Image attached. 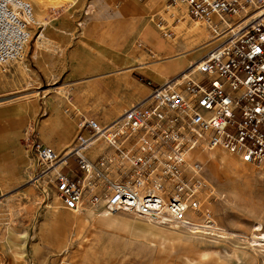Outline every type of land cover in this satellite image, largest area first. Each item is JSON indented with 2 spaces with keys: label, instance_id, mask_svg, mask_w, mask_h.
Returning a JSON list of instances; mask_svg holds the SVG:
<instances>
[{
  "label": "built area",
  "instance_id": "2783aa9c",
  "mask_svg": "<svg viewBox=\"0 0 264 264\" xmlns=\"http://www.w3.org/2000/svg\"><path fill=\"white\" fill-rule=\"evenodd\" d=\"M165 3L215 35L227 32L225 42L109 123L84 117L64 150L35 145L42 172L63 163L49 174L72 210L102 200L111 211L192 228L199 219L214 222L204 207L203 161L193 151L223 148L264 165V0ZM226 19L231 25L221 28ZM36 24L32 0H0L2 70L27 56ZM72 158L77 166L65 172Z\"/></svg>",
  "mask_w": 264,
  "mask_h": 264
},
{
  "label": "rangeland",
  "instance_id": "374dc122",
  "mask_svg": "<svg viewBox=\"0 0 264 264\" xmlns=\"http://www.w3.org/2000/svg\"><path fill=\"white\" fill-rule=\"evenodd\" d=\"M160 1L164 3L165 13L160 14L161 32L155 34L162 41L169 42L170 37L177 36L176 32L186 27L183 23L175 27L182 18L188 25L208 27L206 22L194 21L177 9H170L171 13L166 11L164 0ZM76 2L43 0V5H39L33 1L37 20L35 34L23 60L12 63L6 71L0 67L1 102L38 97L42 90L43 94L57 91L64 98L71 96V88L63 78L43 80L32 55L40 60L41 50L47 52L48 48L52 50L51 56L55 54L49 34L66 19L68 7ZM167 31L169 35L164 36L163 32ZM206 31L215 36L211 30ZM145 45L157 52L159 43L147 39ZM162 49L168 54L174 52L167 46H161ZM185 51L186 48L179 53ZM164 61H169L170 70L183 68V72L190 63L186 56ZM96 118L103 123L113 120L106 116ZM44 124L40 128L42 132H45ZM36 127L37 121L24 139L23 133L0 137L13 142L23 139L22 146L27 151L19 145L16 155L7 152L0 155V264H264V239H260L262 235L256 230V225L261 223L264 232V165L248 164L240 156L220 148L217 149L220 153L235 157L237 170L223 165L217 173L211 164L200 158L208 179L204 207L212 212L214 221L199 219V223H206L205 229L199 227L194 231L175 225L152 224L147 219L105 207L116 217L112 224L106 225L100 223L95 214V206L100 202H87L83 208L72 210L57 195L50 172L54 168L42 172L35 157V145L43 142ZM49 142L61 151L58 144L68 147L72 140L67 135L62 141L50 138ZM76 166V159L72 158L65 172ZM242 167L248 169L247 174L240 171ZM9 168L14 172L6 174ZM207 224L214 226L208 229Z\"/></svg>",
  "mask_w": 264,
  "mask_h": 264
},
{
  "label": "crops",
  "instance_id": "0c3cea01",
  "mask_svg": "<svg viewBox=\"0 0 264 264\" xmlns=\"http://www.w3.org/2000/svg\"><path fill=\"white\" fill-rule=\"evenodd\" d=\"M76 1L68 7L66 19L49 34L55 54L51 56L48 48L47 52L41 50L40 60L32 55L43 80L63 78L71 88V96L64 98L57 91L43 94L42 90L38 97L0 100V137L23 133L24 139L37 121L38 137L43 143L50 145V138L62 141L67 135L73 141L84 117L114 119L146 98L153 86L163 85L184 71L170 70L169 61L164 60L186 56L190 61L186 67L190 68L222 41H212L214 36H205L204 30H210L207 26L188 25L184 18L175 27L183 23L186 29L176 32L169 42L162 41L155 34L162 27L164 3L160 0ZM147 39L159 43L157 52L145 45ZM161 46L174 52L168 54L160 50ZM199 50L203 52L197 54ZM42 124L45 132L40 131ZM23 139L13 142L0 138V155H16L15 149L19 150V145L23 148ZM58 145L61 151L66 148V144ZM13 172L9 168L5 173Z\"/></svg>",
  "mask_w": 264,
  "mask_h": 264
},
{
  "label": "bare ground",
  "instance_id": "6f19581e",
  "mask_svg": "<svg viewBox=\"0 0 264 264\" xmlns=\"http://www.w3.org/2000/svg\"><path fill=\"white\" fill-rule=\"evenodd\" d=\"M32 1H34L35 3H37V4H41V2L43 1V0H32ZM41 5H43V4H41ZM44 8V7H43ZM44 21V20H43ZM225 25H231V23L226 19V21H225V23H223V26H225ZM222 27V26H221ZM184 29V28H183ZM42 33V32H41ZM180 33V32H179ZM204 33H205V36H210L209 35V33H207V31L206 30H204ZM221 34V35H220ZM226 34H227V32H220L219 33V35H213L214 37H213V40L212 41H214V40H218V41H220V40H222L221 41V43L222 42H225V38L227 37L226 36ZM41 36V35H40ZM216 40V41H217ZM209 41V40H208ZM183 57V56H182ZM173 59H175V58H173ZM171 60V59H170ZM177 60V59H176ZM173 66V65H172ZM190 66H192V65H190ZM187 74V73H186ZM217 149H220V148H217ZM217 149H215V150H195V151H193L191 154H190V157L191 156H195V157H199V158H201V159H203L205 162H207L208 164H211V168H213V171L214 172H219V170H220V167L221 166H223V165H226L227 167H231V168H233V170H237V160L235 159V157H233V156H230V155H226V154H223V153H220ZM221 149H223V148H221ZM225 150V149H224ZM228 151V150H227ZM230 152V151H229ZM231 153H233V152H231ZM233 154H235V155H237V156H240V155H238V154H236V153H233ZM240 158L244 161V162H246L241 156H240ZM247 163V162H246ZM62 162H60L59 164H57V165H53L52 167L54 168V169H52L50 172H52V173H54L55 172V170H57V169H59L61 166H62ZM248 164H250V163H248ZM52 167H50V168H52ZM50 168H49V170H50ZM239 169V168H238ZM241 170L240 171H242L244 174H247V172H248V169H246L245 167H242V168H240ZM95 214H96V217H97V220L100 222V223H102V224H106V225H110V224H112V221L113 220H115V218L116 217H114L115 216V213H112V212H110L108 209H105V204H104V201H100V203L98 204V205H96L95 206ZM136 217V216H135ZM148 222H150V223H152L153 224V222L152 221H149L148 220ZM195 225L196 226H194V227H192L193 229H199V227L201 228V227H205V225L204 224H202V223H199V222H197L196 221V223H195ZM257 228H256V230L257 231H259L260 232V234L262 235V237H260V239H264V232L262 231V225H261V223H258L257 225ZM165 228V227H164ZM190 229V228H189ZM181 230H183V229H181ZM192 230V229H191ZM195 231V230H194ZM260 234L258 235V236H260ZM259 239V238H258ZM255 240H257V239H255ZM257 242V241H256ZM260 242V241H259Z\"/></svg>",
  "mask_w": 264,
  "mask_h": 264
}]
</instances>
